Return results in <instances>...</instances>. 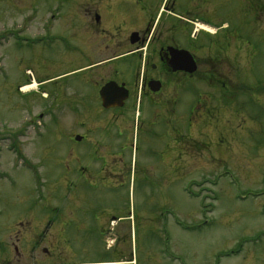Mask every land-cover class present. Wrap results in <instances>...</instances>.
<instances>
[{"label":"rangeland","instance_id":"374dc122","mask_svg":"<svg viewBox=\"0 0 264 264\" xmlns=\"http://www.w3.org/2000/svg\"><path fill=\"white\" fill-rule=\"evenodd\" d=\"M71 4L0 0V264H264V12L257 7L249 15L243 7L221 6L219 14L233 18L238 46L251 60L239 85L252 91L244 94L246 104L239 97V105L221 107L227 108L220 111L225 124L206 114L213 123L207 128L206 165L190 170L184 181L176 175L174 185L163 188L170 214L156 227L141 219L151 204L133 167L119 193L132 227L120 254L107 251L100 233L79 236L74 247L70 221H57L59 229L39 239L36 220L55 216L60 202L67 203V212L71 206L67 153L74 113L58 108L57 96L64 85L58 76L73 68L64 61L74 52L46 37L69 38L71 21L60 25ZM37 36L45 38L32 40ZM114 66L128 71L139 59L128 56ZM32 80L37 88L20 92ZM141 138L142 130L138 151ZM18 222L28 225L23 229Z\"/></svg>","mask_w":264,"mask_h":264},{"label":"flooded vegetation","instance_id":"af4514ba","mask_svg":"<svg viewBox=\"0 0 264 264\" xmlns=\"http://www.w3.org/2000/svg\"><path fill=\"white\" fill-rule=\"evenodd\" d=\"M70 1L60 25L71 21L69 38L46 37L74 52L64 61L73 68L58 76L64 88L58 89L57 96L58 108L74 113L72 146L67 153L71 206L67 212V203L60 202L52 210L56 215L40 217L35 229L42 232L41 239L59 229L57 221H70L74 247L80 238L100 233L107 251L120 254L118 249H123L132 227L119 193L132 168L146 189V203L151 204L140 217L156 227L164 213L170 214V195L167 192L166 197L163 188L172 187L176 175L177 181H184L190 170L206 165L207 128L213 124L207 123L206 114L211 121L215 118V123L225 124L220 111L227 108L221 107L239 105V97L240 103L248 102L244 94L252 90L239 82L251 60L238 46L233 18H223L219 12L224 4L231 11L246 8L251 15L256 7L264 12V2ZM205 27L215 30L212 33ZM38 37L32 40L45 38ZM128 56H137L139 66L128 71L114 66ZM140 130L143 144L138 151ZM16 225L24 229L28 224Z\"/></svg>","mask_w":264,"mask_h":264},{"label":"bare ground","instance_id":"6f19581e","mask_svg":"<svg viewBox=\"0 0 264 264\" xmlns=\"http://www.w3.org/2000/svg\"><path fill=\"white\" fill-rule=\"evenodd\" d=\"M37 88V83L35 81L32 80V82L30 84H27V85H23L21 88H20V92L22 93H26V92H29L31 90H34Z\"/></svg>","mask_w":264,"mask_h":264},{"label":"water","instance_id":"95a60500","mask_svg":"<svg viewBox=\"0 0 264 264\" xmlns=\"http://www.w3.org/2000/svg\"><path fill=\"white\" fill-rule=\"evenodd\" d=\"M110 85V84H109ZM109 85H107L105 88H103V92L102 94L110 87Z\"/></svg>","mask_w":264,"mask_h":264}]
</instances>
